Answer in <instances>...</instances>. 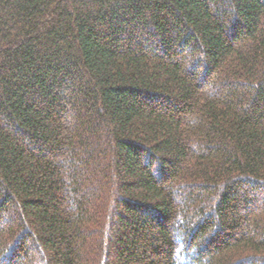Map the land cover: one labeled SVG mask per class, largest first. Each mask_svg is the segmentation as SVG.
<instances>
[{
    "label": "trees",
    "instance_id": "obj_1",
    "mask_svg": "<svg viewBox=\"0 0 264 264\" xmlns=\"http://www.w3.org/2000/svg\"><path fill=\"white\" fill-rule=\"evenodd\" d=\"M0 264H264V0H0Z\"/></svg>",
    "mask_w": 264,
    "mask_h": 264
}]
</instances>
